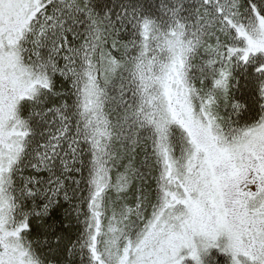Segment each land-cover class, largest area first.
I'll list each match as a JSON object with an SVG mask.
<instances>
[{
    "label": "snow or ice",
    "instance_id": "obj_1",
    "mask_svg": "<svg viewBox=\"0 0 264 264\" xmlns=\"http://www.w3.org/2000/svg\"><path fill=\"white\" fill-rule=\"evenodd\" d=\"M0 264H264V0H0Z\"/></svg>",
    "mask_w": 264,
    "mask_h": 264
}]
</instances>
